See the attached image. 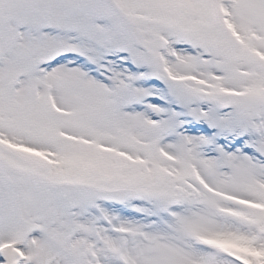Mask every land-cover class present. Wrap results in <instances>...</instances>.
<instances>
[{
    "label": "snow or ice",
    "instance_id": "snow-or-ice-1",
    "mask_svg": "<svg viewBox=\"0 0 264 264\" xmlns=\"http://www.w3.org/2000/svg\"><path fill=\"white\" fill-rule=\"evenodd\" d=\"M0 264H264V0H0Z\"/></svg>",
    "mask_w": 264,
    "mask_h": 264
}]
</instances>
